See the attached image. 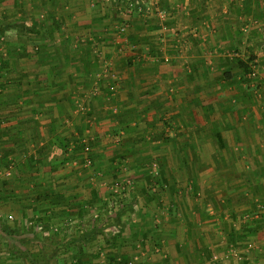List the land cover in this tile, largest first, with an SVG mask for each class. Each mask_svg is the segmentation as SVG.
I'll list each match as a JSON object with an SVG mask.
<instances>
[{"label":"crops","instance_id":"obj_1","mask_svg":"<svg viewBox=\"0 0 264 264\" xmlns=\"http://www.w3.org/2000/svg\"><path fill=\"white\" fill-rule=\"evenodd\" d=\"M152 2L167 30L120 32L115 0H0V212L78 225L123 179L91 264H264V0Z\"/></svg>","mask_w":264,"mask_h":264},{"label":"rangeland","instance_id":"obj_2","mask_svg":"<svg viewBox=\"0 0 264 264\" xmlns=\"http://www.w3.org/2000/svg\"><path fill=\"white\" fill-rule=\"evenodd\" d=\"M114 4H118V0H115ZM137 16L140 15L132 13L128 16V21ZM120 17L119 23L125 19L122 11ZM153 168L157 170V166H153ZM122 180L120 179V181ZM116 182L117 180L113 184ZM112 193L110 190V193L105 198L103 197L102 202L95 208L96 213H100L99 217L90 216L91 218H86V221L81 219L78 221V225H74L73 218H67L70 217L67 212L63 214V212L56 211L54 215H48L49 211L42 210L28 216L26 210H23L17 216L14 213L11 218L8 217L6 211L0 212V264H91L93 259L88 254L95 249L92 248L90 239L96 231V228L95 230L92 228L96 223H99L102 226L100 228L103 230L101 233L103 236L107 237L106 233L108 235L115 234L114 232H118L119 226L123 224L118 222L116 216H120L129 207L123 195L121 207H114V209L110 207V212L107 213L105 209H108L109 201L113 198L111 197ZM131 211L130 214L134 213V209ZM40 216L43 217L45 223L39 222L38 217ZM12 218L14 222H10ZM112 226H116V228ZM9 228H16L17 231L11 233ZM83 254H85L83 258L79 257Z\"/></svg>","mask_w":264,"mask_h":264},{"label":"built area","instance_id":"obj_3","mask_svg":"<svg viewBox=\"0 0 264 264\" xmlns=\"http://www.w3.org/2000/svg\"><path fill=\"white\" fill-rule=\"evenodd\" d=\"M119 8L121 9L123 16L125 17L124 21L119 25V31L122 33H125L129 30L130 23L128 21V16L131 15L132 13H138L142 15H147V14H152L154 11L156 12V16L159 18L163 30H167L168 26L165 24V21H167L168 14L169 12L167 9L156 6L152 0H118ZM153 7L155 10H153ZM250 70L248 72V77L250 79L255 78L258 76V71L256 69V64L253 62L250 65ZM91 160H87V164H90ZM6 174H10V170L8 169L6 171ZM154 174L157 175L158 171L156 168H154ZM129 183L131 184V181L127 182L125 180H117L115 184L112 185L111 190H112V195L111 197L112 200H110V204L108 206V209L111 207L114 209V207L119 208L121 207V199L124 195V191H127ZM261 209H264V205L260 206ZM107 208L105 211L108 213L110 212V209L108 210ZM96 213V212H95ZM100 213H96L93 218L99 217ZM41 227V226H40ZM42 228V227H41ZM57 229V227H56Z\"/></svg>","mask_w":264,"mask_h":264},{"label":"trees","instance_id":"obj_4","mask_svg":"<svg viewBox=\"0 0 264 264\" xmlns=\"http://www.w3.org/2000/svg\"><path fill=\"white\" fill-rule=\"evenodd\" d=\"M243 70H244L245 73L249 72V70H250V65H249L247 62H245V65H243ZM3 184H4V187H5V186H6L5 184H7V182H4ZM5 190H6V188H5ZM4 195H6V194L4 193ZM63 213H64V212H63ZM67 215L70 216V217H67V218H72V217H71L72 215H71L70 213H68ZM91 217H92V216H91ZM91 217H90V218H91ZM67 218H66V219H67ZM116 218H117V220H119L120 216L117 215ZM38 219H39V222L41 221L40 223H45V222H43V221H45V220H43V217L40 216V217H38ZM65 222H66V221H65ZM46 224H47V226H48V223H46ZM44 226H45V225H44ZM8 227H9V226H8ZM9 231H10L11 233H14V232L17 231V229H16V228H15V229H10V228H9ZM116 262L118 263V261H117L116 258H111L110 261L108 262V264H117Z\"/></svg>","mask_w":264,"mask_h":264}]
</instances>
